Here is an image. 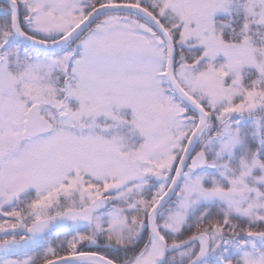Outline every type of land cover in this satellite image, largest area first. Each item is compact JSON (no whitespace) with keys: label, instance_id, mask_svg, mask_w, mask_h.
Here are the masks:
<instances>
[{"label":"snow or ice","instance_id":"6c2138e0","mask_svg":"<svg viewBox=\"0 0 264 264\" xmlns=\"http://www.w3.org/2000/svg\"><path fill=\"white\" fill-rule=\"evenodd\" d=\"M0 264H264V0H0Z\"/></svg>","mask_w":264,"mask_h":264}]
</instances>
